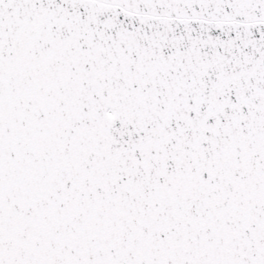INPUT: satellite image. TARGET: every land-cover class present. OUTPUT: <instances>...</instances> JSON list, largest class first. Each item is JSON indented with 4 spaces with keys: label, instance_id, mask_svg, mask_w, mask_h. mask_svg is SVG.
I'll return each instance as SVG.
<instances>
[{
    "label": "snow or ice",
    "instance_id": "obj_1",
    "mask_svg": "<svg viewBox=\"0 0 264 264\" xmlns=\"http://www.w3.org/2000/svg\"><path fill=\"white\" fill-rule=\"evenodd\" d=\"M0 264H264V0H0Z\"/></svg>",
    "mask_w": 264,
    "mask_h": 264
}]
</instances>
